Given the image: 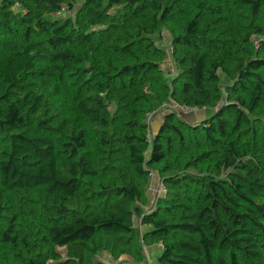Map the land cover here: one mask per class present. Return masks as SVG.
Masks as SVG:
<instances>
[{
	"label": "trees",
	"instance_id": "obj_1",
	"mask_svg": "<svg viewBox=\"0 0 264 264\" xmlns=\"http://www.w3.org/2000/svg\"><path fill=\"white\" fill-rule=\"evenodd\" d=\"M0 264H264V0H0Z\"/></svg>",
	"mask_w": 264,
	"mask_h": 264
},
{
	"label": "rangeland",
	"instance_id": "obj_2",
	"mask_svg": "<svg viewBox=\"0 0 264 264\" xmlns=\"http://www.w3.org/2000/svg\"><path fill=\"white\" fill-rule=\"evenodd\" d=\"M73 11H71L72 13ZM70 13V12H69ZM70 13V14H71ZM163 45L165 44L166 47H168V38L167 36L163 35ZM171 108H173L184 120L188 121V122H194V121H199L201 119L202 114H204L203 111H199V110H192L190 108H185V107H179L177 105H173L171 106ZM163 111L158 112L154 117H153V122H152V128H155L156 123L159 122L161 120ZM158 179L157 177H155L154 180H152V187H157L158 185ZM150 195H151V199H153V194L152 191L150 190ZM150 255V261L152 260L153 255Z\"/></svg>",
	"mask_w": 264,
	"mask_h": 264
},
{
	"label": "built area",
	"instance_id": "obj_3",
	"mask_svg": "<svg viewBox=\"0 0 264 264\" xmlns=\"http://www.w3.org/2000/svg\"><path fill=\"white\" fill-rule=\"evenodd\" d=\"M66 11H67V7L66 6H62L61 10L57 11L54 15L55 16H60V15H63ZM168 66H170V64ZM150 176H151L150 190L152 191L153 197L155 198V195H157V194L159 195V194L164 192V186L162 184L158 183L157 187L156 186L152 187V180L155 179L156 175L154 173H151Z\"/></svg>",
	"mask_w": 264,
	"mask_h": 264
},
{
	"label": "crops",
	"instance_id": "obj_4",
	"mask_svg": "<svg viewBox=\"0 0 264 264\" xmlns=\"http://www.w3.org/2000/svg\"><path fill=\"white\" fill-rule=\"evenodd\" d=\"M203 115V114H202ZM203 117L201 116V119H202Z\"/></svg>",
	"mask_w": 264,
	"mask_h": 264
},
{
	"label": "water",
	"instance_id": "obj_5",
	"mask_svg": "<svg viewBox=\"0 0 264 264\" xmlns=\"http://www.w3.org/2000/svg\"><path fill=\"white\" fill-rule=\"evenodd\" d=\"M149 195H150V193H149ZM150 197H151V195H150Z\"/></svg>",
	"mask_w": 264,
	"mask_h": 264
}]
</instances>
